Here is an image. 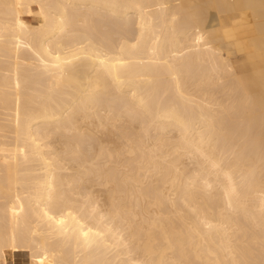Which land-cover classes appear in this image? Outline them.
<instances>
[{
	"label": "bare ground",
	"instance_id": "bare-ground-1",
	"mask_svg": "<svg viewBox=\"0 0 264 264\" xmlns=\"http://www.w3.org/2000/svg\"><path fill=\"white\" fill-rule=\"evenodd\" d=\"M0 264H264V0H0Z\"/></svg>",
	"mask_w": 264,
	"mask_h": 264
},
{
	"label": "rangeland",
	"instance_id": "rangeland-1",
	"mask_svg": "<svg viewBox=\"0 0 264 264\" xmlns=\"http://www.w3.org/2000/svg\"><path fill=\"white\" fill-rule=\"evenodd\" d=\"M27 18L33 22L36 20L35 17L29 15ZM221 44L237 66L242 67L247 63V54L240 50L238 45H236L233 40H224L221 42Z\"/></svg>",
	"mask_w": 264,
	"mask_h": 264
}]
</instances>
